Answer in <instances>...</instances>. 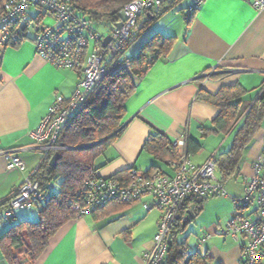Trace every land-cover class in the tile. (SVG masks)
Here are the masks:
<instances>
[{
	"label": "crops",
	"instance_id": "0c3cea01",
	"mask_svg": "<svg viewBox=\"0 0 264 264\" xmlns=\"http://www.w3.org/2000/svg\"><path fill=\"white\" fill-rule=\"evenodd\" d=\"M183 1L185 7L178 9L177 3L127 53L130 58L137 55L156 33L176 38L172 50L150 68L127 101L123 135L95 162L101 177L111 178L129 170L145 175L153 167L173 176V160L158 161L144 150L148 137L156 132L173 145L185 139L197 143L200 149L191 155V161L202 167L231 148L235 132L213 131V121L220 110L198 100L200 91L215 95L224 86L240 84L246 91L242 100L245 108L262 96L264 9H256L251 0H205L188 26L183 23V13L189 0ZM35 13L31 11V15ZM150 15L141 17L140 27ZM214 68L220 74L204 83L202 75ZM81 77V71L55 68L37 54L31 41L6 47L0 59V200L9 199L35 173L43 159L39 152H18L25 169L9 171L8 159L1 154L31 146L30 133L47 117L58 96L69 99L74 95ZM183 151L184 148L178 149V153ZM263 151L264 118L238 168L222 183L231 199H207L200 214L175 236L178 244L186 239L188 250L197 253L199 238L210 235L198 251L208 255L209 264H240V243L216 233L223 231L235 216L233 199L244 196L245 182L254 176L256 159ZM217 174L221 179L219 171ZM145 203H151V199L124 209L110 205L65 224L49 241L36 264H142L144 254L153 247L161 218L156 210L146 211ZM193 209L194 204L189 201L187 213ZM187 213L182 224L187 223ZM35 214L18 211L11 225H0V236L8 226L35 220ZM245 214L253 215L254 210ZM191 226L196 230L192 243L190 236L185 235ZM0 264H8L1 248Z\"/></svg>",
	"mask_w": 264,
	"mask_h": 264
},
{
	"label": "built area",
	"instance_id": "2783aa9c",
	"mask_svg": "<svg viewBox=\"0 0 264 264\" xmlns=\"http://www.w3.org/2000/svg\"><path fill=\"white\" fill-rule=\"evenodd\" d=\"M204 1L189 0L184 15L186 24L191 22ZM251 1L256 9H264V0ZM164 2L134 0L125 6L118 23L122 27L117 29V25L109 26L111 41L104 48L106 37L98 32V28L105 27V22L83 16L78 11L79 0H4L0 6V57L8 45L31 41L37 54L55 68L82 72L74 95L69 99L58 96L47 117L30 133L32 145L1 154L8 159L9 171L25 169V163L17 155L18 152L35 151L45 157L65 150L58 145V141L70 117L103 76L130 70L132 60L123 57L128 42L137 34L140 18L146 13L159 10ZM33 10L36 13L31 15ZM47 19L52 20L51 25L45 24ZM217 74L218 68H214L201 78L207 83ZM263 94L264 86L260 91V95ZM174 146L185 149L186 142L182 140ZM174 167L173 176L161 172L142 175L131 170L127 180L101 176L87 178L70 205L77 212L78 219H83L115 201L138 203L151 199V203L143 205L144 209L148 212L157 210L161 218L153 247L144 254L142 264H166L170 252L169 237L173 238L175 227L184 217L182 213L187 202L190 199H231L218 177L215 159L197 167L192 163L191 155L183 151L179 153ZM43 199L40 183L33 180V175L29 176L9 199L0 200V225H9L18 211L30 210ZM233 201L236 206L235 216L216 236H228L240 243V264H264V151L256 159L254 176L245 182L244 196ZM252 208L254 214L246 215L245 212ZM210 238V235L199 238L197 252ZM193 254L184 239L178 244L177 264H184Z\"/></svg>",
	"mask_w": 264,
	"mask_h": 264
},
{
	"label": "trees",
	"instance_id": "16d2710c",
	"mask_svg": "<svg viewBox=\"0 0 264 264\" xmlns=\"http://www.w3.org/2000/svg\"><path fill=\"white\" fill-rule=\"evenodd\" d=\"M133 1L79 0L78 11L83 16L86 15L93 20H103L104 26L109 28V26L118 25L121 11ZM181 1L165 0L159 10L150 12L149 20L145 24L140 27L139 22V30L128 42L127 50L123 55V57L132 60L130 70L116 75L108 73L90 90L85 101L70 117L61 132L58 145L65 150L58 153L61 158L58 160L56 168L50 165L54 155L43 157L38 169L33 174V180L40 183L41 191L44 194L42 202L30 209L37 211V221H23L15 224L0 236V248L8 264H36L46 251L49 241L59 229L78 219L77 212L72 209L70 202L77 198L85 179L99 176L95 162L123 135L127 101L135 93L138 82L144 79L150 68L172 50L176 38L165 37L156 33L145 42L137 55L130 58L127 53L157 20L169 13ZM3 2L4 0H0V6ZM185 11L183 20L185 19ZM191 22L187 25L190 26ZM216 77L218 74L213 78ZM245 94L244 88L240 84H236L222 87L215 95L202 90L197 97L198 100L209 103L220 110L219 115L213 121L215 133L229 134L231 131L235 132L231 148L215 159L222 183L231 178L232 172L238 168L244 151L251 144L264 118V94L248 108L243 106L242 100ZM185 142L187 154L192 155L199 151L200 146L197 143L194 144V141L185 139ZM192 145H195L196 148H193ZM144 150L152 154L158 161L171 159L175 163L179 159L178 149L166 136L157 132L148 137ZM130 172L131 170L114 177L127 180ZM156 172L160 171L153 167L146 175ZM56 189H58L57 194L54 193ZM206 200H189L194 204L193 211L188 212L191 220L200 214ZM133 204L135 203L115 201L90 215L104 210L110 205L124 209ZM186 213L187 204L182 216ZM182 221H184L183 218L174 229L173 246L170 248L166 264L178 263V243L175 236L183 231L184 224ZM209 263L208 255L197 252L184 264Z\"/></svg>",
	"mask_w": 264,
	"mask_h": 264
},
{
	"label": "rangeland",
	"instance_id": "374dc122",
	"mask_svg": "<svg viewBox=\"0 0 264 264\" xmlns=\"http://www.w3.org/2000/svg\"><path fill=\"white\" fill-rule=\"evenodd\" d=\"M186 6V2L185 1H181L180 3H179V7H178V9H181V8H183V7H185ZM183 21V20H182ZM183 23L184 24H186L184 21H183ZM45 24L46 25H51L52 24V20L51 19H47L46 21H45ZM98 31H99V33L102 35V36H104V37H107V36H109V34L111 33V31L109 30V28L107 27V26H105V27H99L98 28ZM92 47V46H91ZM92 49V48H91ZM54 193H58V189H56V190H54ZM215 199H224V198H215ZM227 199V198H226ZM228 201H230V200H228ZM251 210H254V208H252ZM24 211H26V213H28L30 216H32L33 215V213H36L35 215H36V218H35V220H32L31 222H36L37 221V219H38V213H37V211H35V210H24ZM157 211V210H156ZM233 211L235 212V206H234V208H233ZM250 211V210H249ZM226 224V223H225ZM11 226H8V227H6V228H4V230L6 231V230H8L9 228H10ZM195 233H196V230H194L193 229V226H191V227H189L188 228V231H187V233H185V235L187 234V236L189 235L190 236V243H192V242H194L196 239V237H195ZM185 237V236H184ZM196 243V242H195Z\"/></svg>",
	"mask_w": 264,
	"mask_h": 264
},
{
	"label": "water",
	"instance_id": "95a60500",
	"mask_svg": "<svg viewBox=\"0 0 264 264\" xmlns=\"http://www.w3.org/2000/svg\"><path fill=\"white\" fill-rule=\"evenodd\" d=\"M121 27H122V24L117 25V29H120ZM110 41H111V37L110 36L106 37L104 39V42H103V47L106 48L108 46V44L110 43ZM60 158H61L60 154H55L52 157L51 162H50L51 167L56 168L57 162ZM191 222H192V220L190 217V213H188L187 223H185L184 226H186V224H190ZM168 243H169L170 248H172V246H173L172 236L169 237Z\"/></svg>",
	"mask_w": 264,
	"mask_h": 264
}]
</instances>
